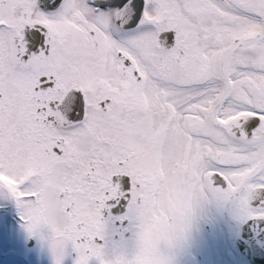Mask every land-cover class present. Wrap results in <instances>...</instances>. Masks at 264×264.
<instances>
[{
	"label": "snow or ice",
	"instance_id": "1",
	"mask_svg": "<svg viewBox=\"0 0 264 264\" xmlns=\"http://www.w3.org/2000/svg\"><path fill=\"white\" fill-rule=\"evenodd\" d=\"M0 196L55 264H174L209 203L264 225V0H0Z\"/></svg>",
	"mask_w": 264,
	"mask_h": 264
},
{
	"label": "rangeland",
	"instance_id": "2",
	"mask_svg": "<svg viewBox=\"0 0 264 264\" xmlns=\"http://www.w3.org/2000/svg\"><path fill=\"white\" fill-rule=\"evenodd\" d=\"M7 203L13 204V199L0 196V253L6 250L3 247L7 243V232H15L23 228L20 209L16 204L14 205L17 207L16 211L11 207L7 209ZM239 224L233 217L231 207L219 206L215 203L205 205L198 213V217L187 239L183 241V246L187 252V264H249L235 245L234 237ZM208 225L214 231L215 241L213 245L207 243L206 246L199 247L200 237H203V241L208 240L205 229V226ZM128 226L130 225L128 224ZM115 232L116 226L113 220L110 225L109 242L113 244L125 242L128 245V239H115L113 237ZM131 236L133 237V234ZM181 250L182 246H178L172 252L174 263L176 262V264L185 262L181 261L179 257ZM201 251L203 255H201Z\"/></svg>",
	"mask_w": 264,
	"mask_h": 264
},
{
	"label": "flooded vegetation",
	"instance_id": "3",
	"mask_svg": "<svg viewBox=\"0 0 264 264\" xmlns=\"http://www.w3.org/2000/svg\"><path fill=\"white\" fill-rule=\"evenodd\" d=\"M124 222L115 221L117 234L124 233ZM23 228L18 231L7 232V256L0 254V264H55V257L51 250V233L45 226L37 236H31L26 230L23 221ZM78 253L74 251L71 244L67 249L63 264H75Z\"/></svg>",
	"mask_w": 264,
	"mask_h": 264
},
{
	"label": "water",
	"instance_id": "4",
	"mask_svg": "<svg viewBox=\"0 0 264 264\" xmlns=\"http://www.w3.org/2000/svg\"><path fill=\"white\" fill-rule=\"evenodd\" d=\"M236 244L251 264H264V225L252 223L239 227Z\"/></svg>",
	"mask_w": 264,
	"mask_h": 264
},
{
	"label": "bare ground",
	"instance_id": "5",
	"mask_svg": "<svg viewBox=\"0 0 264 264\" xmlns=\"http://www.w3.org/2000/svg\"><path fill=\"white\" fill-rule=\"evenodd\" d=\"M128 246H129V248H131L133 246V239L132 238L128 241Z\"/></svg>",
	"mask_w": 264,
	"mask_h": 264
}]
</instances>
